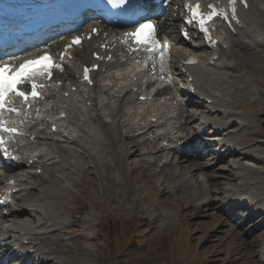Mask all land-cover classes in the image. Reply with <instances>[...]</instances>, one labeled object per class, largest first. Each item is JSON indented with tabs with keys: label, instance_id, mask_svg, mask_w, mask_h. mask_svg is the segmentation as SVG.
<instances>
[{
	"label": "bare ground",
	"instance_id": "bare-ground-1",
	"mask_svg": "<svg viewBox=\"0 0 264 264\" xmlns=\"http://www.w3.org/2000/svg\"><path fill=\"white\" fill-rule=\"evenodd\" d=\"M251 10L264 18V0L252 2ZM245 14L248 15L247 13ZM253 17L248 20L242 18V26L240 28L237 26L235 30L240 32L250 45L252 43L261 45L262 43L258 41L256 35L264 33V21ZM146 19L154 20L151 17H145L141 21ZM157 24L161 26V23L158 22ZM173 25L177 26L179 32H181L182 24L177 25L176 21H174ZM158 29L159 27L156 28V33ZM224 36L223 30L219 28V40L222 41ZM238 36L239 39H237V36L230 34L227 39L230 38L234 43L243 44V39H241L240 35ZM175 37L172 31L167 35V38L173 40V44L162 41L161 49L152 53L150 57L147 56L148 67L144 70V61L136 60L138 56L133 59H126L121 64L112 63L107 66L103 73L98 74V77L97 71L95 72L92 87L86 86L84 83L77 81V79H74L73 83H66L67 80L56 73L49 81L41 79L35 81V84L43 83L47 85L50 83L48 87L41 88L44 100L33 102L29 109H20L16 114H1L5 122L15 125L25 136L11 137L5 143L8 156L14 160V164H17V167L12 168L10 172H4L0 168V197L4 201L3 208L8 212L7 215L0 218V264H29L38 263V261L40 264H60L59 256L53 252L54 250H51V247L39 251V230L37 228L43 227L45 233L51 230L49 226L45 225L52 211L51 207L46 205V198L55 197L59 199L62 196V191L52 186H50L51 190H48L44 185V179L47 178L46 173L55 164L67 162L74 165L76 163L72 153H70L73 148L61 144L59 140L63 139L64 141L74 137L78 140L82 136L81 133L93 139V142H85L82 145L84 152L92 151L94 144L103 143L106 136H104L105 132L108 135L115 132L116 136H121L123 142L127 143L126 145H121L123 147L120 146L118 149V162L122 163L123 166L125 164L122 159L125 157L129 159L131 155L136 154L141 161H146L144 157L155 150L156 153L153 159L146 161L148 166H153L157 164V160L167 151L163 147L165 141L175 139L176 143H185L186 136L189 133H195V138L190 140L195 141V149L188 155V152H185L183 148L181 150L183 154L178 157L172 156L169 161L165 160L161 168L155 171L157 174H162L161 182L156 185L162 188L165 193L170 191L168 188L171 186L163 185L166 183L163 170L167 168L169 176L182 178L181 184L187 188L194 182L201 184L199 177L202 175L205 179L206 188H201L195 194L187 196L188 203L192 207L200 210L208 206V211L214 206L222 217L223 222L226 220L230 221L226 216V214L230 213L240 223L250 222L249 219L258 215L259 220L254 224L253 228L255 229L257 227L256 224L259 222L264 225V204L262 202L259 203V198H249V196L245 195L246 190L244 187L248 184L245 180L246 175L240 172L237 166L226 167V174H222L225 175L223 176L224 180L220 181L212 178L209 172H201L203 165H206L205 168L209 170V164L213 161L220 160L225 163L227 157L238 160L250 158V154L246 153L247 148L250 147L249 141L241 142L233 138L234 134L232 132L236 128L237 123L241 121L233 116L234 113L230 108L235 106L233 107L226 88H222L223 82L229 81V70H236L239 67V62H242L232 57V53L235 54L236 52L231 46L225 50L227 55H231V57L229 59L221 57L219 54L221 46L226 42L229 43V40H226L221 42L218 52L210 53L207 63L197 65L181 64L178 68H174L176 71L178 70L174 79H169L172 71L171 64L177 63L179 60L176 59L178 50L173 45L182 40V37ZM113 45L122 46L123 51H126L124 50L125 44L120 43L114 35L103 36L101 33L92 43L89 40L82 44V51L85 53L90 51V57L86 61L76 64L75 61L80 48L75 47L73 49L74 58L70 62L74 61L75 68H78L81 63L92 61L91 55L93 52L101 54L103 52L102 46L111 47ZM62 46L63 43H57L53 45L52 49H61ZM107 53H110V51H107ZM216 54L219 55V58L212 62L213 56ZM104 55L106 56V53ZM152 70L155 71L156 76L164 74L169 81L172 80L174 83L179 81L182 86L178 88L179 85L176 93L172 95L167 93V95L159 97L154 104L148 100L137 102L136 99L139 95L150 96V94L142 90V87L149 72ZM190 76L192 80L187 82ZM58 81L61 82V85L56 84ZM190 84H192L194 90L192 94H190ZM72 87L75 88V91H72ZM136 89L137 91L135 92L134 90ZM126 93H131V96L123 102L122 97ZM181 95L188 96L190 101L194 98L200 99L199 103H192L191 106L193 105V108H196L201 115L196 114L193 110H187L188 113L182 114L186 104L182 101ZM207 100H210V103H207ZM62 112H65L66 119L57 120L55 115ZM213 117L217 118V120L213 121ZM154 118L155 121H152L151 119ZM181 120L184 122L182 123ZM93 122L101 126L97 128L93 125ZM194 122L197 124H194ZM52 124H57V132L50 133L45 131ZM118 129L120 134L118 133L117 135ZM57 134H60L61 137L57 138ZM32 136L35 137L31 139ZM236 139H239V137ZM56 142L57 144H55ZM90 156L94 158V155ZM194 156L197 159L193 158ZM30 159L32 164L26 167L25 164ZM194 159L197 162H194ZM256 162L259 163L261 160L258 159ZM191 163L192 166H190ZM76 164L78 165V163ZM207 165H209V168H207ZM67 167L62 166L64 170ZM38 169L41 170L40 173H37ZM6 174L10 175L6 180L13 181L10 185L5 184L7 181L3 182V176ZM63 174L64 177L68 176L66 172H63ZM38 178L41 180H36ZM48 181L49 179H47ZM56 182L58 183V181ZM226 182L233 189L226 188ZM178 187H180L179 184L177 185ZM28 188L32 189L28 190ZM33 190L37 192L33 193ZM171 190L179 191L178 189ZM23 191L26 192L22 194ZM12 192L19 194V196L14 198V201ZM37 194L38 200L27 202L28 199ZM21 199H25V202H27L23 204L24 207L20 205ZM43 200L44 202L39 203V201ZM217 202L224 206L228 204L232 210L230 212L220 210ZM227 208L229 207L227 206ZM244 208L247 210L246 214ZM238 209H242L243 212L240 216L237 214L238 211H236ZM24 210L31 211L24 213L31 216L33 214V222L37 224L36 227L30 223H23L24 219L20 216L17 219L13 218ZM216 215L218 216V214ZM219 221L221 223L220 218ZM230 222L232 223V221ZM40 223H44L42 224L43 226L38 225ZM19 246H23V248ZM44 253L48 257H50L49 254L53 255V258H44L46 257ZM9 259L11 260L9 261ZM64 264H70V262L66 261Z\"/></svg>",
	"mask_w": 264,
	"mask_h": 264
},
{
	"label": "rangeland",
	"instance_id": "rangeland-1",
	"mask_svg": "<svg viewBox=\"0 0 264 264\" xmlns=\"http://www.w3.org/2000/svg\"><path fill=\"white\" fill-rule=\"evenodd\" d=\"M182 2L183 0H171L167 9L169 14L163 21L166 32L162 34L163 41L167 39L165 40L167 43L173 44V40L167 38L172 31L179 37V29L173 22L180 23ZM246 13L247 18L254 16L264 21V18L254 11L249 10ZM259 37L263 41L261 45L253 43L250 45L246 38H241L243 44H238L228 38L230 46L236 52L232 53V57L242 63L239 62L236 70H229V79L227 78L229 81L223 82L222 85L229 93L233 107L235 106L230 108L233 116L241 121L232 132L233 138L241 142L249 141L250 147L246 153L250 154V158L238 160L227 157L225 163L220 160L210 162V168L207 165L209 170L203 165L201 172H209L212 178L220 181L224 180L225 175L222 174H226V167L237 166L240 172L246 175L245 180L248 184L244 187L245 195L249 198H259V203L264 204V34H259ZM184 44L185 42H178L173 45L178 50L177 58H188L192 55L202 63H207L208 54L204 52L188 54L190 47L188 49ZM119 47L122 49V46ZM224 53V58L231 57ZM94 62L96 61L92 60L89 64ZM185 103L188 111L198 113V110L191 108L188 101ZM212 120L216 121L217 118L213 117ZM118 133L120 134L119 129L117 135ZM112 134L114 136L109 137ZM105 135L107 139L103 140V143H97L104 149V153L94 152V158L90 156L89 159H85L81 154L86 153L84 149L82 150V145L89 142L84 136H80L78 140L76 137L65 140L71 142L67 145L73 148L70 153L78 165L57 163L47 172L50 173L54 169L53 173L44 179V185L48 190H51V183H57L56 179H61L63 172L67 173L68 181L64 179L65 183L61 188L59 185L52 186L56 189L59 187L62 191L59 199L46 198V205H49L52 211L45 225L51 230L45 233L43 227L37 228L39 251L51 247L59 256L60 264L66 261L70 264H258L256 260L254 261V254L258 242L264 238V228L253 229L252 235L243 236L245 225L241 229L237 220L232 223L227 220L223 222L214 206L208 211V206L198 210L188 203L187 196L206 188L204 176L199 177L201 184L194 182L187 188L181 184L182 178L170 177L167 168L163 170L166 178L163 185L171 187L168 188L170 191L165 193L156 185L161 182L162 174L152 173L156 164L148 166L145 160L141 161L139 156L133 154L129 159L127 157L122 159L125 164L123 166L118 162V149L127 143L123 142L121 136H116L115 132L110 135L105 132ZM237 137L239 139H236ZM75 140L78 142L73 143ZM97 144H94L93 150L97 149ZM258 159L261 162L257 163ZM62 166L68 167L64 170ZM68 168L72 169L69 171ZM178 184L180 187L177 188ZM35 192L37 191L33 190V193ZM35 199L38 200V194L27 202ZM27 202L21 199L20 205L23 206ZM219 204L220 202H217L218 206ZM24 212L31 211L24 210L17 216L24 219L23 223H30L36 227L33 214L31 216ZM105 221L107 226L99 229L104 227ZM42 224L44 223L38 225L43 226ZM133 225L136 227L133 228ZM44 256L53 258L51 254L48 257L44 253ZM34 264L40 263L38 261Z\"/></svg>",
	"mask_w": 264,
	"mask_h": 264
},
{
	"label": "snow or ice",
	"instance_id": "snow-or-ice-1",
	"mask_svg": "<svg viewBox=\"0 0 264 264\" xmlns=\"http://www.w3.org/2000/svg\"><path fill=\"white\" fill-rule=\"evenodd\" d=\"M236 0H230V4L233 5L232 12L235 13V4ZM210 8L213 9L211 13H209L208 18L211 19L212 16L215 15H223L224 13L222 11H217L213 5H209ZM193 16L201 15L199 13V5L197 4L193 9ZM226 18V17H225ZM201 28L205 32L207 31L206 28H204V20L201 18ZM95 31V30H94ZM155 26L153 24L149 23H142L136 30L132 33H129L128 35L131 36L137 44L141 45H149L153 44L155 45L156 41L154 39L155 37ZM74 44L80 43V38L76 37L73 40ZM52 61L51 57L47 55H43L38 57L35 60L31 61H25L21 63L18 68L13 69L11 65L9 64H0V108L3 107V104L5 102V95L8 93H12L16 96L22 97L24 99H27L28 93L20 91L18 89V85L25 83L27 80L33 79L36 75H51V67H52ZM88 69L85 68L84 70V76L85 79L88 78ZM37 85L32 84V90L31 95L37 96L38 92L36 91ZM14 111V109H10ZM0 129L6 132H14L15 129L5 128L2 123H0ZM0 143H3V140L0 139Z\"/></svg>",
	"mask_w": 264,
	"mask_h": 264
}]
</instances>
